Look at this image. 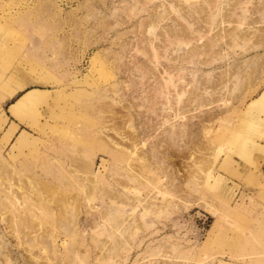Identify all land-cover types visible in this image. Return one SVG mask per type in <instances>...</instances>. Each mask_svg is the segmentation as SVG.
<instances>
[{
	"label": "rangeland",
	"instance_id": "obj_1",
	"mask_svg": "<svg viewBox=\"0 0 264 264\" xmlns=\"http://www.w3.org/2000/svg\"><path fill=\"white\" fill-rule=\"evenodd\" d=\"M263 95L264 0H0V264H264ZM5 169L53 216L16 210Z\"/></svg>",
	"mask_w": 264,
	"mask_h": 264
},
{
	"label": "bare ground",
	"instance_id": "obj_2",
	"mask_svg": "<svg viewBox=\"0 0 264 264\" xmlns=\"http://www.w3.org/2000/svg\"><path fill=\"white\" fill-rule=\"evenodd\" d=\"M19 86H14V88H18ZM12 88V89H11ZM3 90H4V92H6V96H8V95H10V93H9V91L8 90H13V86H11V87H9V88H4L3 87ZM34 95H29V96H26L25 98L23 97V99L21 100V102H19V103H15V105H13V107L10 109L11 110V113H16L17 112V109L19 108V106L20 105H22L23 103H25L26 102V100H30V98L31 97H33ZM34 99H35V97H34ZM263 101H264V95L259 99V100H257V101H255V102H253L251 105H250V108H249V110H251V111H249V112H252V110H260V109H262V106H263ZM263 108H264V106H263ZM248 112V113H249ZM99 114H101V112H99ZM105 114V113H104ZM102 115L101 117L102 118H104L105 117V115ZM112 115V114H111ZM112 117L114 118L115 117V115H112ZM22 121H23V118H21V117H19ZM13 128H15V127H12L11 128V130L10 131H13L14 129ZM11 137H12V135H6L5 137H4V140L6 141V142H9L10 140H11ZM98 137V139H100L101 140V142H98V149H103L102 151L105 153V155L106 156H108L112 161H113V163H118V162H122V161H124L125 160V158H127L128 156H131V158H133V156H137L136 155V152H134V153H130L129 151H127L126 149H125V147H122L121 145H120V143H118V142H116V141H114V142H110V141H104L103 139H102V137H101V135H98L97 136ZM31 139V137H30V134L28 135V134H23V135H21L20 137H19V139H18V141H17V144H16V147L17 146H24L25 145V143H27V142H29V140ZM131 140V139H130ZM129 140V138H127V137H125V136H121V143L123 142V143H132L131 141ZM216 140H218V137H213L212 139H211V141H210V143H208V145H207V147H209V146H211V144L213 143V144H217L216 143ZM133 141V140H132ZM134 142V141H133ZM104 143V144H103ZM106 143V144H105ZM101 145H104V146H101ZM104 147V148H103ZM135 150H136V148H135ZM226 154V153H225ZM79 158V157H78ZM71 160L73 159V158H70ZM129 159V158H128ZM103 160V166H106L107 165V163L109 162L108 160H105L104 158L102 159ZM75 162V163H74ZM86 162V161H85ZM84 162V163H85ZM107 162V163H106ZM73 163H74V167H75V171H77V175L78 174H80V176L82 177V179H81V181L83 180V176L85 177V176H87V174H89V175H91V173H93V168L91 167V165H89L88 164V162H87V164L88 165H86V164H83V163H81L80 162V159H79V161H78V159H75V161H74V159H73ZM146 163V162H145ZM149 164V163H148ZM92 165H95V159H93V162H92ZM138 166V165H137ZM1 167V166H0ZM142 166H140V168H141ZM148 167V166H147ZM144 168V167H143ZM133 169V168H132ZM145 169H146V166H145ZM62 170V169H61ZM136 170H137V168H136ZM141 170V169H140ZM74 171V172H75ZM142 171V170H141ZM147 171H149V170H147ZM3 172V176H4V178L7 180V183H6V187H7V190H9V193H12L13 195H14V197H15V202L16 203H18L19 204V206H18V208L16 207L15 209L16 210H21V211H23L24 209H25V207L27 208V210L28 211H30V209L29 208H31V206H38V207H40V209L42 210V217H44V218H46V219H49L51 216H53V202H57V203H59L60 202V199L58 200V195H57V197L58 198H56L55 196H52V197H49V195H54V193L56 192L57 193V191H53V188L52 187H48L47 186V184L48 183H45V182H43V183H41V182H39L38 180H37V178H35V177H29V176H26V175H22L21 173H15V172H12V171H10V170H8V169H5V170H3L2 171ZM62 172H63V174H65L64 172V170H62ZM137 172H139V171H137ZM140 173V172H139ZM142 173V172H141ZM143 173H144V171H143ZM145 173H147V172H145ZM98 174H100V173H98ZM98 174H95V177H99L100 178V175H98ZM134 174H135V172H134ZM133 174V176H132V180H134V181H138V180H140L139 178H135V175ZM136 175H137V173H136ZM145 175V174H144ZM64 176V175H63ZM69 176V175H68ZM79 176V177H80ZM138 176V175H137ZM65 177H67L66 176V174H65ZM139 177V176H138ZM141 177V176H140ZM60 178V177H59ZM90 177H88L87 179H89ZM67 179H68V181H69V183H70V180L72 179V177H70L69 176V178L67 177ZM70 179V180H69ZM74 179V178H73ZM95 179V178H94ZM61 180V179H60ZM84 180H86L85 178H84ZM24 181H26L27 183L25 184L24 183ZM87 181H89V182H87ZM92 181H95V180H93L92 179ZM91 181V182H92ZM84 182V181H83ZM82 182V183H83ZM87 182V183H86ZM65 183V185H66V182H64ZM72 183V182H71ZM88 183H90V179L89 180H86L85 181V183H83V184H87V185H90V184H88ZM93 183V182H92ZM94 183H96V182H94ZM26 186H25V185ZM67 185H68V183H67ZM91 185H93V184H91ZM96 185V184H95ZM28 186V187H27ZM5 187V188H6ZM92 187V186H91ZM96 188V187H95ZM95 188H93V189H95ZM41 189H42V191L43 192H41ZM93 189H92V191H93ZM97 192V191H96ZM19 193H21L22 194V197L21 196H19ZM91 193V192H90ZM93 193V192H92ZM58 194V193H57ZM88 194H89V192H88ZM63 195V194H62ZM96 195V193L95 194H93V196L91 195H88V196H90V198L91 199H89L88 201H89V204H91L92 206H93V201L95 200V198L97 199V197L95 196ZM75 199V198H74ZM88 199V198H87ZM76 200V199H75ZM62 203V202H61ZM67 205H68V203H67ZM4 207H6L5 205L3 206V210H6V208H4ZM66 207V206H65ZM1 208V207H0ZM67 209V208H66ZM65 209V210H66ZM1 212H2V210H1ZM17 218L18 219H20V220H22V216H20V215H18L17 216ZM18 219H16V223H17V226H21L20 224H22L21 223V221L20 220H18ZM3 221H4V224L6 223L7 224V221H6V218H3ZM32 221V220H31ZM34 221V220H33ZM9 223V222H8ZM8 225V224H7ZM32 225H33V223H32ZM15 226V225H14ZM34 226V225H33ZM7 227V226H6ZM36 227V226H35ZM9 228V227H8ZM16 228V227H15ZM69 229V228H68ZM75 229V228H74ZM8 230V229H7ZM12 230V229H11ZM37 231V230H36ZM70 231H71V229H70ZM72 232H74L73 230H72ZM20 233H21V231H19V229L17 228L16 230H14V236L15 237H17V238H20ZM31 233V232H30ZM11 234H12V231H11ZM12 237H13V235H11ZM24 237H26V233H25V235H23ZM26 240V239H25ZM28 240H30V239H28ZM23 241H24V238H23ZM31 242H33V241H31ZM27 243H28V241H27ZM26 243V244H27ZM30 243V242H29ZM37 243V242H36ZM22 244V243H21ZM32 244V243H31ZM39 244V243H38ZM30 245V244H29ZM33 245V244H32ZM1 246V245H0ZM24 246V245H23ZM31 246V245H30ZM39 246V245H38ZM31 248V247H30ZM40 249V248H39ZM30 250H32V249H30ZM35 249H33V251H34ZM4 251V250H3ZM30 253V252H29ZM31 254H32V251H31ZM33 255V254H32ZM36 256V255H35ZM33 259H35V258H33Z\"/></svg>",
	"mask_w": 264,
	"mask_h": 264
},
{
	"label": "crops",
	"instance_id": "obj_3",
	"mask_svg": "<svg viewBox=\"0 0 264 264\" xmlns=\"http://www.w3.org/2000/svg\"><path fill=\"white\" fill-rule=\"evenodd\" d=\"M21 88H22V86H21L20 88L18 87V90L21 89ZM11 89H12V88H11ZM15 89H16V88H14L13 90H8L9 93H10L9 96L14 95V93L17 91V89H16V90H15ZM23 94H24V93H23ZM23 94H21L17 99H15V100L10 104V107H11L12 104L16 103L17 100L20 99V98L22 97ZM23 96H24V95H23ZM263 106H264V105H263ZM263 106H262V108H263ZM0 115H1V114H0ZM2 119L5 120V123H6L7 118H4L3 115H1V117H0V123L2 122V121H1ZM4 125H5V124H4ZM4 125H3V126H4ZM10 126H11V124H10ZM10 126H9V127H10ZM9 127H7V128L4 130L3 135L7 132V130L9 129ZM2 130H3V129H2ZM2 130H0V131H2ZM17 132H18V129H17V131L15 132V134H16ZM3 135H2V136H3ZM3 145H4V143H3ZM3 147H4V146H3ZM4 148H5V147H4Z\"/></svg>",
	"mask_w": 264,
	"mask_h": 264
}]
</instances>
